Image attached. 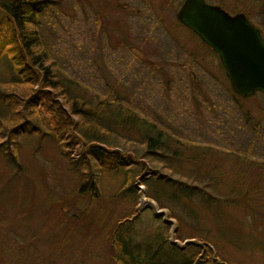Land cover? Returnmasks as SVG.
<instances>
[{
	"label": "rangeland",
	"instance_id": "1",
	"mask_svg": "<svg viewBox=\"0 0 264 264\" xmlns=\"http://www.w3.org/2000/svg\"><path fill=\"white\" fill-rule=\"evenodd\" d=\"M206 1L263 26L264 0ZM54 2L40 16L38 29L70 96L85 99L91 109L105 99L112 109L132 108L148 126L211 150L205 151L208 162L202 161L199 171L194 160L183 161L172 165V176L163 163L145 155L143 136L114 137L111 145L138 163L103 172L88 169L81 159L71 161L50 138L41 141L25 132L12 141L9 130L0 131V264H113L106 234L133 211L141 213L135 222L141 240L171 219V242L182 245L200 236L231 264H264V95L242 100L233 95L217 55L177 26L183 0ZM13 78L10 63L2 58L0 84ZM6 117L0 96V118ZM40 117L42 134L51 130L53 114ZM195 152L186 154L193 159ZM166 154L160 158L170 167ZM213 166L216 176L210 178ZM151 171L176 180L187 177L186 183L204 196L174 206L186 221L179 233L169 208L147 198L145 187L138 185ZM239 176L241 184L231 195ZM132 179L138 191L129 189ZM85 180L98 184L97 199H91V190L79 195ZM248 188L251 200L244 204L240 198ZM208 196L210 201L201 202ZM213 196L224 213L215 215L216 208H210ZM161 211L165 215L154 220Z\"/></svg>",
	"mask_w": 264,
	"mask_h": 264
},
{
	"label": "trees",
	"instance_id": "2",
	"mask_svg": "<svg viewBox=\"0 0 264 264\" xmlns=\"http://www.w3.org/2000/svg\"><path fill=\"white\" fill-rule=\"evenodd\" d=\"M211 1L219 4L218 0ZM53 6H55L54 0H0L2 14L0 60L7 59L14 76L13 80L0 84L1 102L8 112V117L0 118V131L9 130V139L12 141L15 136L25 132L40 136L41 141L50 138L61 147L62 154L71 156V161L81 159L84 163L82 165L87 166L88 169L92 166L103 172H115L120 168H127L133 165L132 161L138 163L130 154L124 155L111 145L114 137L129 139L135 135L143 136L146 145L145 155L163 163L172 176L175 175L172 165L181 164L183 161L194 160L198 163L199 171V165L207 160L205 155L207 156L206 152L210 151L211 147H197L195 144L181 142L175 135L161 130L156 125L148 126L145 124V118L140 117L132 108L112 109L105 99L91 109L85 99L70 96L69 87L64 85V80L61 78L62 70L44 44L38 29L40 16ZM176 24L186 29L178 21ZM262 25L258 28L264 38V23ZM187 31L197 38L190 30ZM231 92L241 100L258 94L242 98L232 90ZM24 111L27 113L25 114ZM42 113H51L53 117L51 130L41 134L40 130L44 127L40 117ZM28 122L31 124L35 122L36 126L29 127ZM190 149L197 150L193 159V154H186ZM162 153H170V167L167 166L168 162L161 161ZM74 155L77 158L73 157ZM12 156L15 157L13 152ZM124 159L128 160L127 163L123 162ZM139 163L142 164L143 169L146 167L145 162ZM208 164L210 163L204 165ZM259 166L261 167V164ZM215 169L214 166L211 167L208 173L210 178L216 176ZM83 171L85 170H80ZM148 175V178H142L138 185L145 187L147 198L155 200L160 207L169 208L168 215L176 219V231L179 233L186 221L183 214L178 215L174 211V206L182 205L181 203L193 204V198H204V196L202 197L198 187L193 188L186 183L187 177L176 180L168 174H160L156 171H151ZM242 178L239 176L234 183L231 195H234L236 186ZM135 184L136 180L132 179V186L129 189L138 191L139 188ZM87 190L88 192L91 190L89 193L91 199H97L100 195L98 184L92 180H85L78 193L85 195ZM250 190L251 188H248L240 198L244 204L251 200ZM210 200L208 196L203 201L201 199V202ZM215 200L217 198L213 196L210 208H216L214 214L220 215L225 210L222 206H218L219 204L216 206ZM247 207L255 210L254 206ZM188 213L196 217L193 209H189ZM140 217V211H133L132 216L119 219L106 234L109 258L113 264H231L220 257L214 246L203 237L196 236L193 242H185L182 245L171 242V222L163 221L161 226L151 230L152 232L144 235L141 240V234H138L135 228V222ZM152 217L154 220H160V215L154 214ZM176 239L180 240L178 237Z\"/></svg>",
	"mask_w": 264,
	"mask_h": 264
},
{
	"label": "water",
	"instance_id": "3",
	"mask_svg": "<svg viewBox=\"0 0 264 264\" xmlns=\"http://www.w3.org/2000/svg\"><path fill=\"white\" fill-rule=\"evenodd\" d=\"M176 18L217 55L237 96L264 94V38L245 14L231 15L206 0H183Z\"/></svg>",
	"mask_w": 264,
	"mask_h": 264
}]
</instances>
